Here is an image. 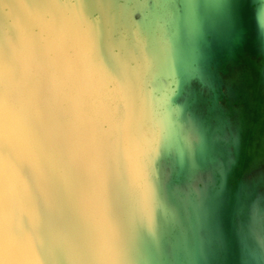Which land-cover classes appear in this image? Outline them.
<instances>
[{"label":"rangeland","instance_id":"rangeland-1","mask_svg":"<svg viewBox=\"0 0 264 264\" xmlns=\"http://www.w3.org/2000/svg\"><path fill=\"white\" fill-rule=\"evenodd\" d=\"M120 1L124 3V0ZM156 2L134 0L131 19L142 23ZM261 2L170 0L166 3L172 13L166 19L176 23L178 14L182 15L181 39L176 44L174 56L169 59L164 55L163 62L152 68V74L148 76L150 87L156 89L158 85L162 86L156 89L158 94L164 91L174 96V107H185L184 118L192 125L193 134L199 126L197 117L216 125L218 114L227 124L226 132H231L239 121L237 108L246 111L255 121L258 115L256 107L259 103L264 107V77L261 78V71L254 63L261 64L264 60L260 41L264 30L258 27L256 21L257 7ZM139 26L135 28L136 32L140 30ZM238 32L243 37L240 47L233 42ZM125 33L126 30L122 28L118 38ZM116 52L124 50L117 48ZM177 66L183 69L179 75L176 74ZM213 71L218 74L217 78L210 74ZM137 73L141 77L144 71L139 68ZM38 76L43 84L47 82L43 74ZM70 88V85L64 88L62 102L58 99L60 118L70 107H86L85 100L77 93H71ZM26 89L25 83L21 91L25 92ZM127 98L126 94L110 97L116 110L120 109V100ZM8 104L9 107H3L0 102V130L6 121L9 123L7 134L0 135V264H183L188 261L182 241L174 242L173 234L178 230V224L172 219L170 211L162 206V189L158 180L161 177L177 186L179 197L186 196V189H195L206 181L212 185L213 179L218 186L222 178L218 160L235 155L234 136L229 133L227 137L219 132L225 153L223 150L217 151L209 156L212 161L205 167L185 172L188 168H179L172 159L179 154L182 164L188 165L190 160L182 156L183 150L179 146L191 154L192 151L188 149L191 137L178 121L177 111L172 110L173 115L160 124L162 155L151 174L155 184L151 188L150 202L136 209L133 207L139 195L136 184L143 185V179H129L123 164L109 171L112 160L102 155L104 140L99 137V127L97 121H92V116H88V120L78 121L70 132L59 122L52 123L49 118L46 119L43 123L45 126L55 124L50 133L52 143L41 145V148H45L46 157L41 163H35L23 152L26 150L36 157L41 150L32 142L25 143L31 133L40 132L42 107H25L16 101ZM11 122L19 123L20 128L13 127ZM153 128L152 124L142 125L143 136L148 140L152 137ZM248 134L250 136L246 137L252 139L250 128ZM59 145L68 146L69 149L63 159L57 155L58 162H54L52 147ZM257 159L250 157L244 163L238 176L242 189L234 184L223 196L216 195L214 204L218 208L210 217H206L210 220V228L202 227L193 212L188 210L187 215L194 217L190 241L196 249L198 264H255L248 246L252 244L258 247L256 236L259 234L257 227L251 228L248 224L250 217L245 207V195L248 184L264 173V159ZM145 161L144 165L150 166L146 157ZM22 175L24 178H21ZM240 190L242 197L238 196ZM259 191L264 192V185L259 187ZM192 197L195 201L200 200L195 193ZM183 200L187 203L186 198ZM203 200L210 203L208 197ZM258 202L263 203L261 200ZM223 205L225 207L221 208ZM150 214L151 218L146 219ZM180 225L185 228L187 224ZM227 234L225 240L220 238V235ZM263 258L259 256V260ZM189 264H192L190 259Z\"/></svg>","mask_w":264,"mask_h":264},{"label":"bare ground","instance_id":"bare-ground-1","mask_svg":"<svg viewBox=\"0 0 264 264\" xmlns=\"http://www.w3.org/2000/svg\"><path fill=\"white\" fill-rule=\"evenodd\" d=\"M29 1L24 3L23 0H0V102L3 107H9L8 102L13 101H16L18 105L24 104L25 107H42L40 132L31 133L25 143L27 145L32 142L38 150H41L38 151L36 157L26 150L23 152L25 155L28 154L35 163H41L46 157L45 148H41V145L52 143L50 133L55 124L45 126L43 123L46 119L49 118L52 123L59 122L70 132L76 127L78 121L88 120V116H92V121H97L99 137L104 140L102 155L112 160L109 171H114L123 164L129 179L134 177L143 179V185L136 184L139 195L133 204L134 208L139 209L150 202L151 188L155 184L151 174L157 159L162 155L160 124L173 115L172 110L177 111L178 121L191 137V143L188 146V149L192 151L191 154L189 150L186 152L184 147L179 146V149L183 150L182 156L190 160L188 165L182 164L179 154L172 159V162L179 168H188L185 172L205 167L212 161L209 158L210 155L220 150L224 152L222 136L219 132L227 137L230 134L234 136L235 155L229 159L218 160L222 175L218 186L214 179L212 185L210 181L204 183L202 181V186L186 189V196L179 197L177 186L174 187L172 183H167L161 177L158 180L162 189L160 194L162 206L170 211L172 219L178 224V230L173 234L174 242L182 241L188 253V261H184L183 264H189V259L192 264H198L196 249L190 241L192 237L190 230L194 227L193 218L198 219L202 227L210 228V220L206 217H210L218 208L214 204L216 195L223 196L225 192L231 190L234 184H238L242 189V181L238 176L248 158L254 157L263 161L264 107L261 103L256 107L258 115L255 121L251 120L252 117L250 118L245 113L246 111L236 107L240 117L237 123L235 121V130L231 132H226L227 124L220 115L217 114L218 124L215 125L209 120L201 121L195 114L199 126L193 134L192 125L184 118L186 117L185 107H174L172 105L174 96L164 91L160 90L161 93L158 94L156 89L160 85L156 89L150 87L148 76L152 74V68L163 62L164 55L171 59L174 56L176 44L181 39L182 15L176 12L180 16H177L179 19L176 23L166 19V16L171 13L170 7L166 6L170 0H156V5L145 15V19L140 24L131 19V4L134 0H124V3L120 0ZM137 26L140 27L138 32L135 30ZM122 28L126 30V35L118 38V33H121ZM242 41L243 37L238 32L233 42L236 47H240ZM260 41L264 55V36L260 38ZM117 48L124 52H116ZM225 54L228 55V53ZM254 63L261 71V78H263L264 60L261 64ZM139 68L144 71L141 77L137 73ZM182 70L177 66L176 74H181ZM38 74L45 76L47 81L45 84ZM210 74L213 77L218 75L214 71ZM119 81H121L120 84H118ZM104 82L108 84L105 85ZM25 83L27 89L22 92V86ZM68 85L71 86V93H77L85 100L86 107L82 109L70 107L60 118L57 102L58 99L62 102L64 88ZM20 91L22 93H19ZM125 94L128 98L121 99L122 101L120 100L118 104L120 109L116 110L110 97ZM214 108L218 109V107ZM229 121L226 123L233 124ZM143 124L154 126L152 137L149 140L143 136L141 130ZM11 125L20 128L19 123L11 122ZM7 126H9L8 121L0 130V135L7 134ZM249 128L252 139L246 137L249 135ZM114 133L117 134L114 135ZM68 149L69 147L65 145L53 146L54 162H58L57 155L63 159ZM145 157L150 166L144 165ZM259 175L252 183L250 182V185L248 184L245 207L250 217L248 224L251 228L257 227L259 234L256 236L258 247L251 244L248 246V251L255 258V264H264V258L259 260L260 255L264 257V192L259 191V187L264 185V173ZM21 178L24 176L22 175ZM194 193L200 197L199 201H195L192 197ZM238 196L242 197L241 190ZM206 197L210 198V203L203 202ZM82 198L80 196L81 200ZM183 198L187 199V203H184ZM259 200L263 203H259ZM223 207L225 205L221 208ZM189 209L194 214L193 218L187 215ZM250 210L253 212L251 213ZM151 215L145 218L150 219ZM181 223L187 224L185 228L180 225ZM225 237H228V234L220 235L222 240H225Z\"/></svg>","mask_w":264,"mask_h":264},{"label":"snow or ice","instance_id":"snow-or-ice-1","mask_svg":"<svg viewBox=\"0 0 264 264\" xmlns=\"http://www.w3.org/2000/svg\"><path fill=\"white\" fill-rule=\"evenodd\" d=\"M256 21L260 29L264 30V0L260 3L256 11Z\"/></svg>","mask_w":264,"mask_h":264}]
</instances>
